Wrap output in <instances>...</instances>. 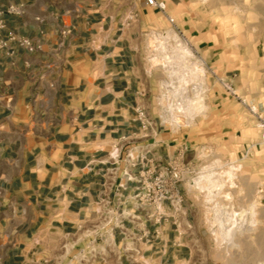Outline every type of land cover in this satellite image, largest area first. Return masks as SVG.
I'll use <instances>...</instances> for the list:
<instances>
[{"label":"crops","instance_id":"crops-1","mask_svg":"<svg viewBox=\"0 0 264 264\" xmlns=\"http://www.w3.org/2000/svg\"><path fill=\"white\" fill-rule=\"evenodd\" d=\"M9 5L20 13H7ZM0 9V38L12 31L37 46L0 50V264H67L95 219L111 143L138 131L137 104L151 108L145 53L156 10L143 0H0ZM186 31L215 69L229 49L219 33ZM210 93L213 113L229 95ZM169 133H159L158 160L182 143L171 144ZM184 205L182 234L164 222L155 237L150 226L137 262L115 232L104 260L89 264H216L187 199Z\"/></svg>","mask_w":264,"mask_h":264},{"label":"rangeland","instance_id":"rangeland-1","mask_svg":"<svg viewBox=\"0 0 264 264\" xmlns=\"http://www.w3.org/2000/svg\"><path fill=\"white\" fill-rule=\"evenodd\" d=\"M168 1L167 12L173 22L154 11L147 39L146 89L151 98L150 115L156 117L161 107L168 105V95V101L179 99L181 103L187 97L195 98L193 87L199 84L201 93L196 100H200L201 107H194L189 113L191 116L179 113L178 117L174 112L182 125L173 127V131L166 130L170 132L171 144L186 142L189 147L186 159L192 160L195 166L186 197L191 214L200 221L216 264H262L264 144L259 143L256 124L257 116L264 118V0ZM189 27L215 29L221 42L231 50L222 53L215 69L200 64L198 68L203 71L190 76L192 78L183 86L182 83L177 85L176 75L173 78L164 67L166 62L162 56L175 54L182 59L185 54L186 62H201L193 47L195 42L186 31ZM173 35L178 38L180 47ZM179 86H183L185 92ZM211 89L229 95L216 101L218 109L213 113L209 112ZM183 110L182 105L179 111ZM251 215L256 224L248 227Z\"/></svg>","mask_w":264,"mask_h":264},{"label":"built area","instance_id":"built-area-1","mask_svg":"<svg viewBox=\"0 0 264 264\" xmlns=\"http://www.w3.org/2000/svg\"><path fill=\"white\" fill-rule=\"evenodd\" d=\"M143 2L173 22L164 0ZM20 11L21 7L15 5H9L6 9L10 14H18ZM2 14L0 9V29L5 27ZM12 42L28 51L37 48L30 39L7 31L0 38V50L8 48ZM194 85L198 88L193 89L201 93L199 84ZM225 87L230 91L229 86ZM166 98L168 105L161 107L156 117L150 115L144 103L137 104L135 118L139 123L138 131L120 136L111 143L104 161L107 166L102 171V194L94 208L95 219L85 229L86 240L82 246L77 247L76 253L68 256L67 264L103 261L109 247L114 244L115 232L120 236L122 250L130 262H137V257L141 256L138 243L150 241V226L154 227L155 237L159 236V227L164 222H171L177 234H182L181 228L187 215L184 204L195 166L192 160L186 159L189 147L185 142L180 143L174 153L163 161L152 154L161 130L173 131V127L179 128L182 125L177 117L176 120L172 119L174 112L183 114L174 107L181 100L168 101L170 95ZM252 113L256 114L254 110ZM256 127L259 143L264 144V118L257 116Z\"/></svg>","mask_w":264,"mask_h":264},{"label":"bare ground","instance_id":"bare-ground-1","mask_svg":"<svg viewBox=\"0 0 264 264\" xmlns=\"http://www.w3.org/2000/svg\"><path fill=\"white\" fill-rule=\"evenodd\" d=\"M168 33H169V31H168ZM168 34H166V36H167ZM162 36V35H161ZM174 36V38H175V40H176V42L178 41V38L175 36V35H173ZM168 38V37H167ZM156 41V40H155ZM181 41V40H180ZM176 42H175V44H176ZM153 44V43H152ZM155 44V43H154ZM163 44V43H162ZM162 44H160L161 45V48L163 47L164 48V46H162ZM179 44V47H180V43H179V41H178V43H177V45ZM182 44V43H181ZM182 46V45H181ZM186 46V45H185ZM185 46H184V48H183V51H184V53H186V48H185ZM165 47H166V44H165ZM176 47H178V46H176ZM178 47V48H179ZM168 48V47H167ZM172 48V47H171ZM175 48V47H174ZM182 48V47H181ZM165 50H167L166 48H165ZM164 50V51H165ZM173 50V49H172ZM177 50V49H176ZM159 51H161V50H159ZM175 51V50H174ZM181 51V50H180ZM189 51V50H188ZM166 52V51H165ZM168 52V51H167ZM172 52V51H171ZM179 52V51H178ZM182 52V51H181ZM154 53V52H153ZM153 53H152V55H153ZM164 54V53H163ZM162 54V55H163ZM182 54V53H181ZM180 54V55H181ZM190 54H191V52H190ZM160 55H161V52H160ZM169 55V54H168ZM188 55V54H187ZM157 56H159L158 54H157ZM163 57V59H164V61L166 62V65L164 66V67H166V69H169L170 70V75L173 77L174 75H176V79H177V81H176V83H177V85L178 84H180V83H182L183 84V86H184V84L186 85L187 83H188V81H189V79H191L192 77H190V76H194L193 74H195L196 75V72H199V71H203V69L202 68H198L199 67V65L201 64V65H204L205 63H204V61H202L201 60V62L198 64V63H192L191 64V62H186L185 61V54L183 55L182 54V59H181V56L179 57L178 55H172V56H165V55H163L162 56ZM153 58V57H152ZM155 58V57H154ZM162 59V60H163ZM160 60V59H159ZM198 61V60H197ZM196 61V62H197ZM165 62H164V64H165ZM199 62V61H198ZM206 66V65H205ZM168 71V70H167ZM200 73V72H199ZM198 76V75H197ZM171 77V78H172ZM174 78V77H173ZM172 78V79H173ZM166 79V78H165ZM197 80V79H196ZM172 81V80H171ZM173 82V81H172ZM200 82V81H199ZM201 85V84H200ZM168 86V85H167ZM181 87V86H179L180 88H182V91L185 89L184 87ZM196 87V85H194V88ZM201 90V89H200ZM175 91V90H174ZM181 91V92H182ZM184 92V91H183ZM198 93H200L198 90H195V98H193V99H190L189 97H187V100L185 101L184 100V98H183V100L185 101V102H183V103H176L177 105H175L174 107L176 108V109H178L179 110V107L181 106V108H182V105H183V107H184V110L182 111L183 112V115H187L188 114V116H191V115H189V113L191 114V111L193 110V108L195 107V109L196 108H198V107H201V104H200V100H196L197 99V97L196 96H198ZM182 96H183V94H182ZM181 96V97H182ZM192 97V96H191ZM194 97V96H193ZM201 97V96H200ZM199 97V98H200ZM177 99V98H176ZM179 100V99H178ZM175 101V100H174ZM197 102H199V103H197ZM199 105V106H197V105ZM197 106V107H196ZM172 107V106H171ZM199 109V108H198ZM177 116H178V113H177ZM188 116H186L187 118H188ZM179 117V116H178ZM177 117V118H178ZM172 119H174V120H176V116L173 114V116H172ZM179 119V118H178ZM186 121V120H185ZM187 123H188V121H186ZM186 123V124H187ZM215 162V161H214ZM231 171L232 170H230V171H228V173H229V179L232 177L231 176ZM214 172V171H213ZM207 173V172H206ZM217 173V172H216ZM205 174V173H204ZM210 174V173H209ZM214 175V174H213ZM217 175H218V173H217ZM207 177V176H206ZM215 177V176H214ZM227 177V178H228ZM211 178V177H210ZM208 179V178H207ZM212 179V178H211ZM216 179V178H215ZM209 180V179H208ZM234 181V180H233ZM219 183H217V185H218ZM221 188V187H220ZM258 209V208H257ZM253 211V210H252ZM248 217V216H247ZM247 220H245V222H246ZM254 224H256L255 223V219L252 217V215H251V219L249 220V224H248V222H247V226L248 227H252ZM234 231H232V233H233ZM232 233H230V234H232ZM242 233V232H241ZM248 233V232H247ZM228 234V233H227ZM263 236V235H262ZM231 240H232V237H231ZM233 242V241H232ZM234 243V242H233ZM262 264H264V263H262Z\"/></svg>","mask_w":264,"mask_h":264}]
</instances>
